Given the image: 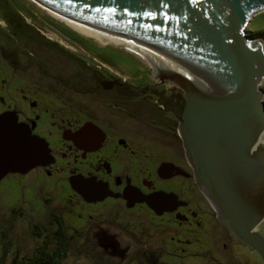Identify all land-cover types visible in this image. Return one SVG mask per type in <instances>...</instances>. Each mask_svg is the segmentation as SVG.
Returning <instances> with one entry per match:
<instances>
[{
  "label": "flooded vegetation",
  "instance_id": "1",
  "mask_svg": "<svg viewBox=\"0 0 264 264\" xmlns=\"http://www.w3.org/2000/svg\"><path fill=\"white\" fill-rule=\"evenodd\" d=\"M28 15L3 10L0 16V131L12 151L32 156L28 167L1 176L0 187L40 188L48 179L62 192L69 219L49 210L55 231L73 232L77 251L130 264L155 252L162 264L166 255L179 262L197 254L188 249L214 222L177 130L184 89L162 76L135 86L95 60L84 62L64 40L51 42L46 27ZM51 243L33 256L57 254Z\"/></svg>",
  "mask_w": 264,
  "mask_h": 264
},
{
  "label": "water",
  "instance_id": "2",
  "mask_svg": "<svg viewBox=\"0 0 264 264\" xmlns=\"http://www.w3.org/2000/svg\"><path fill=\"white\" fill-rule=\"evenodd\" d=\"M34 1L204 69L214 87L169 76L185 92L177 130L197 188L227 231L264 264V44L244 30L264 0ZM31 158L12 151L0 131V177L28 167Z\"/></svg>",
  "mask_w": 264,
  "mask_h": 264
},
{
  "label": "rangeland",
  "instance_id": "3",
  "mask_svg": "<svg viewBox=\"0 0 264 264\" xmlns=\"http://www.w3.org/2000/svg\"><path fill=\"white\" fill-rule=\"evenodd\" d=\"M47 9L48 7L39 5L34 0H0V16L3 10L19 13L23 11V15L28 19L31 17L28 14L33 15L34 18L31 21L35 24L41 23L46 27L42 31L46 36L51 37V42L56 43L57 38L64 40L66 43L62 41L61 45L64 44L65 48L67 45V48L76 49L73 52L76 51L75 55L84 62L95 60L97 64H102V68L120 73L124 79L135 86H150L154 81L160 79V76L173 85L177 84L169 78V74L156 73L148 62L129 52L123 46L106 43L93 36L83 34ZM27 21L29 22V20ZM0 25L3 26L2 19H0ZM244 30L248 35L260 38L264 44V12L259 11L252 14L244 25ZM99 53L104 55L103 59L96 56ZM78 67L83 68L82 65H78ZM203 71L204 69H202ZM203 76H201L202 79L199 77L194 80L189 79V81L206 87L207 81ZM260 89L264 93V77L260 82ZM48 182V179H43L40 188L33 185H27L21 189L13 186L0 187V264H10L14 259L19 260L25 256H33L37 246L52 244L57 227L51 220L49 210L63 216L62 204L64 201L61 199L62 192H58L54 187L50 188ZM203 208L209 214L211 211L214 224L206 228V235H199L196 243L188 249L198 250V253L193 254L194 256H183L184 258H181L182 261L179 262L175 261L172 255H166L161 258L163 261L167 264H262L257 255L250 252L245 246L232 243L233 241L230 235L224 231L221 217L213 205L209 207L210 211L205 203ZM67 216L69 217V214ZM63 217L69 221L66 216ZM60 229L64 234L66 246L63 247V253L56 259L55 264H130L125 262V257L122 263L120 256L119 258L109 254L111 258L107 259L105 256L91 254L83 249L77 251L75 247L79 238L70 230L66 231L63 226ZM262 231H264V226ZM48 250L50 251L49 248ZM158 255L159 253L155 252L150 257L141 258V261L135 260L133 263L162 264ZM96 259L98 260L96 261Z\"/></svg>",
  "mask_w": 264,
  "mask_h": 264
},
{
  "label": "bare ground",
  "instance_id": "4",
  "mask_svg": "<svg viewBox=\"0 0 264 264\" xmlns=\"http://www.w3.org/2000/svg\"><path fill=\"white\" fill-rule=\"evenodd\" d=\"M47 10H50L55 16L65 20L72 28L83 34L93 36L106 43L123 46L129 52L148 62L156 73L184 75L186 77H182L186 80H194V78L198 79L202 75H205L203 72H197L193 66L191 67L189 64L179 61L176 57L171 56L164 50L151 45L137 36H131L126 33L100 27L92 22L90 23L76 17H71L70 15H67L66 12L53 11L49 9V7ZM206 87H214V85L207 82ZM262 132H264V129Z\"/></svg>",
  "mask_w": 264,
  "mask_h": 264
},
{
  "label": "trees",
  "instance_id": "5",
  "mask_svg": "<svg viewBox=\"0 0 264 264\" xmlns=\"http://www.w3.org/2000/svg\"><path fill=\"white\" fill-rule=\"evenodd\" d=\"M63 235L64 234L62 233V230L58 229L53 236L54 242L56 243V245H58L57 254L50 253V255H47L48 253L46 251H43V253L39 254L38 258H36V256L28 258L26 264H55V261H57L56 259L59 258L60 255H62L63 247L65 246V239Z\"/></svg>",
  "mask_w": 264,
  "mask_h": 264
}]
</instances>
